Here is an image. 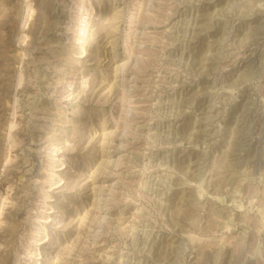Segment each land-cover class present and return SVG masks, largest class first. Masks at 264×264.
Returning a JSON list of instances; mask_svg holds the SVG:
<instances>
[{"label": "rangeland", "instance_id": "rangeland-1", "mask_svg": "<svg viewBox=\"0 0 264 264\" xmlns=\"http://www.w3.org/2000/svg\"><path fill=\"white\" fill-rule=\"evenodd\" d=\"M0 264H264V0H0Z\"/></svg>", "mask_w": 264, "mask_h": 264}]
</instances>
